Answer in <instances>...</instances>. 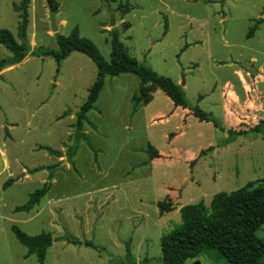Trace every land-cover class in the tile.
<instances>
[{
	"label": "rangeland",
	"instance_id": "1",
	"mask_svg": "<svg viewBox=\"0 0 264 264\" xmlns=\"http://www.w3.org/2000/svg\"><path fill=\"white\" fill-rule=\"evenodd\" d=\"M20 1L0 0V29L10 31L16 39L19 13L13 4ZM55 1L54 12L47 0H35L32 8L29 4L27 35L29 41L36 36L34 52L40 47L56 50V34L69 35L77 27L79 35L92 41L109 62L108 38L117 29L131 57L180 86L183 82L188 104L211 113L220 103L227 81L238 90L241 77L249 81L259 73L264 78V0ZM126 2L133 9L124 16L119 4ZM127 22L129 28L123 31ZM9 55L0 44V59ZM30 57L28 62L0 72V264H109L112 259L101 247L108 232L101 233V199L95 197L104 188L102 195L115 191L117 198L105 219L132 216L134 224H144V217L155 218L160 213L156 203L168 186L182 189V203L202 201L208 206L214 193L264 178L263 134H251L252 145L234 142L222 147L224 137L218 128L192 117L185 121L190 124L187 128L178 110L177 116L168 117L174 106L160 89L151 103L141 107L137 100L140 91L133 88L137 78L130 73L105 78L94 108L87 113L88 121L83 123L88 142L78 141L73 163L67 162L65 155L76 133L75 114L96 78V67L78 52L59 64L52 57ZM256 87L264 93V79ZM159 113L165 118L155 117ZM217 117L214 114L213 119ZM10 125L15 127L8 133ZM181 132L184 134L170 144L167 135ZM148 143L164 153L177 150L182 161L163 156L153 161L146 154ZM208 145L214 151L201 153L199 148ZM42 146L59 155L47 153ZM191 154L199 157L193 168L185 162ZM38 166L53 168L52 187L35 207L36 218L31 219V213L14 212V207L24 204L29 193L48 179L49 170L44 169L21 180L25 177L22 169ZM9 178L18 182L2 189ZM119 206L126 207L122 213ZM180 218L179 213L171 212L160 222L155 219L147 230L123 228L118 235L132 237L133 242L145 236L146 244L138 253L140 264H162L161 236L179 228ZM11 225L31 236L51 234L53 243L43 263L35 255L24 258L27 249L16 240ZM256 236L264 241V224ZM65 237L90 240L97 248L55 240ZM108 250L120 251L113 246ZM138 254L135 259L114 257V263L139 264ZM185 264L229 263L215 250H206Z\"/></svg>",
	"mask_w": 264,
	"mask_h": 264
},
{
	"label": "trees",
	"instance_id": "2",
	"mask_svg": "<svg viewBox=\"0 0 264 264\" xmlns=\"http://www.w3.org/2000/svg\"><path fill=\"white\" fill-rule=\"evenodd\" d=\"M29 4L30 0H21L19 4H13L14 10L19 13L17 39L10 31L0 29V44L5 46L10 53L8 57L0 59V72L6 67L20 63L29 53L39 57H52L59 64L71 53L78 52L87 56L96 67V78L88 89L86 100L75 114L74 128L76 133L74 134V142L66 153L68 161H71L75 154L78 141L88 142L87 137L82 132L83 123L88 121L87 113L94 108L106 77H115L125 73L147 75L152 79L153 85L158 87L175 106L191 110L200 121H211L210 116L198 106L188 104L182 87L172 78L156 73L136 58L131 57L121 42L120 31L117 29L111 30L110 38H108L111 47L109 62L102 57L92 41L79 35L77 27L69 35L56 34V50L40 47L38 51L30 52L27 37ZM47 4L52 12L58 7L55 0H47ZM119 7L124 16L133 9L129 2L119 4ZM128 28V22L124 23L123 31ZM139 98H137L138 101H140ZM41 149L49 154L59 155V152L49 147L42 146ZM44 169L49 170L48 179L41 187L29 193L27 201L16 206L14 212H30L47 195L52 186L51 172L53 168L51 166H38L31 169L30 173ZM13 182L14 179H8L3 184V189L9 187ZM234 211L235 207L232 205L225 209L223 221L187 223L181 229L162 237L160 240L162 264H185L187 260L196 258L206 250H215L229 264H264V241L256 236V231L264 224V199L244 200L237 207L232 218ZM10 230L16 240L27 249L25 258L35 255L39 263L45 261L47 250L53 243L50 233L43 232L31 236L16 225H11ZM59 240H66L73 245L97 248L90 240L81 241L67 237Z\"/></svg>",
	"mask_w": 264,
	"mask_h": 264
},
{
	"label": "crops",
	"instance_id": "3",
	"mask_svg": "<svg viewBox=\"0 0 264 264\" xmlns=\"http://www.w3.org/2000/svg\"><path fill=\"white\" fill-rule=\"evenodd\" d=\"M30 4L32 8L33 5H35V0H30ZM49 34L52 35L51 32H49ZM35 37H36L35 34H33L31 36V41L28 40L29 45H30V52L34 51V44H36ZM32 43H33V46H32ZM30 55H32V53H29L20 63L4 68L2 72L5 73L6 71L10 69L16 66H19L21 63L28 62L31 58ZM71 55L72 53L69 56ZM134 76H136L137 78V80H135L134 82L135 84L133 87L134 91L136 89L140 91V94H141L139 98L140 106L142 105L141 107H145L149 103L152 102L154 98L153 94L156 93V90H158L159 88L153 85L152 79L147 75L139 74V75H134ZM263 79L264 78L259 73H257L254 78L251 77V80L249 81H246L245 79L241 77L239 78L240 85H239L238 90L235 89V86L233 84L227 81L224 85L223 91L221 92V101L220 103L216 104L214 108H212L213 110L211 109L212 113L205 111L199 107L203 112L207 113L210 116L211 121L209 122L200 121L198 118H196L193 115L191 110L184 109L179 106H175L173 102L168 97H166L172 102L174 106L173 111L169 114L168 117L172 118L173 116H177L176 114L178 112L176 113L175 111L178 110L181 112L180 116H181V121L183 123L182 125H185L187 128H189L190 124L188 125L185 124V121L189 117L195 118L198 122L210 124L214 128H218V130L221 132V134L224 137V142L222 144V147H225L229 144H233L234 142L235 144H238L239 146H241L244 143L247 145H252L253 142H252V139L250 138L251 134H255V135L263 134V139H264V93L260 92V90L256 87V83L262 81ZM176 83L178 84V81ZM56 84H58L57 81H56ZM134 91L131 93L132 95L134 94ZM237 110L241 112L237 113L236 112ZM136 112H138V109L137 110L135 109L133 113L135 114ZM214 114L216 117L218 116L217 117L218 120L213 119ZM69 116H70L69 118L72 119L73 114ZM155 117H160L161 119L165 118L164 114H161V113L157 114V116ZM14 127L15 125H10L9 128H7L8 133L9 131L13 130ZM27 130H29V128ZM66 133L64 134V136L66 135ZM181 134H184V133L181 132L178 135L171 133L167 135L169 139V143L170 144L173 143L176 136L178 137ZM20 142L22 143L23 139ZM147 146H148V151L146 150V154H150L151 159L153 161L157 160L160 156H163V158L169 159V160H177L179 162L182 161L180 158V154H176L175 151L177 150L175 149H171L169 153H164L160 151L159 148L155 147V145L151 143H148ZM213 148H214L213 145H208V146L199 148V150L201 151V153L205 154L204 152L206 151L212 150L211 152H213L214 151ZM172 151L174 153L173 155L176 154V156H173L171 154ZM29 153L31 155L34 154V152L30 148H29ZM0 154L3 155V152L1 151ZM73 156L72 157L75 158V154ZM93 157L96 158V155H93ZM186 159L187 160H185V162L191 163V168H193L194 165H196L197 162L199 161L198 160L199 157H196L193 154L189 155ZM66 160L67 162H69L67 157H66ZM24 162L28 163V165L31 164L27 161H24ZM70 162L73 163L72 158ZM30 170L26 171L25 169H22L21 174L22 175L24 174L25 177L22 178L21 180L28 179L30 178L29 175L38 173V172L30 173ZM8 175H11V174L8 173ZM9 179H14V178H9ZM15 182H18V181L14 179V182L11 185H13ZM124 182H127V181H124ZM186 184H189V182H187ZM118 189H120V187H118ZM165 189L166 190H165V194L163 198L161 200H158L156 203L157 208H160L159 209L160 213L158 214L155 213L156 215H158L155 218L150 215L144 217V220H145L144 224H140V223L134 224V222L132 221L133 220L132 216H127L126 218H124L122 215L121 216L118 215L119 217L112 215L109 217V219H105L104 215L107 212V210L110 209L112 206L117 205V202H116L117 198L116 196H113V194L116 195V192L114 191V193L112 192V193L102 195V193H105V188H104L101 190V192H98L99 194H101L100 196L99 194L95 196L96 198L101 199V233L104 231L108 232V234H106L107 236L105 235V240L103 241L104 243L101 245V247L104 249L103 251H105V249L108 251V254H106L108 259L110 260L112 259L109 264H115L114 257H121V256L130 257L131 256L133 257V259H135L137 257L136 255L139 253V249L143 248V246L146 244L145 236H141L140 239H137L134 242H133V239H131L132 237H130L129 239H126L125 238L126 235H122V237L119 238L118 233H120V230H122L123 228H125V230L129 232L132 231V229L133 231L142 232L143 229L147 230L149 228L148 226L150 225L153 226L155 219H157V221L160 222L162 219L166 218V216L171 214V212L179 213L181 216L180 220L182 221L181 226L173 231L165 233L164 235L161 236L162 238L169 233H172L176 230L181 229L187 223H191L195 221H223L225 209L226 208L228 209L232 205L235 207V211L232 215V218H233L236 213L237 207L244 200L264 199V178H258L256 180L248 181L243 186L237 189L228 191V192L226 191L216 192L212 195L208 206H206L202 201L198 203H191V204L182 203V196H181L182 189H179V187L168 186ZM89 193H95V191H92V192L90 191ZM125 193H126V188H124L122 194H125ZM163 206H165L166 208L162 211L161 208ZM35 207L30 212H28L32 214L31 219L36 218V212H34L36 211ZM121 208L123 209L126 207L119 206L120 210ZM123 211L124 209L119 212L122 213ZM114 232L117 234H116V238L113 239L112 235ZM55 240H59V239H55ZM78 246H81V245H78ZM108 246L110 247L113 246L114 248H117L120 251H117V253H111L108 250L110 248ZM106 247H108V249ZM144 254L145 256L147 255L146 252ZM23 256H25V254ZM140 261H141V257H140V254H138L137 263L140 264L142 262Z\"/></svg>",
	"mask_w": 264,
	"mask_h": 264
},
{
	"label": "water",
	"instance_id": "4",
	"mask_svg": "<svg viewBox=\"0 0 264 264\" xmlns=\"http://www.w3.org/2000/svg\"><path fill=\"white\" fill-rule=\"evenodd\" d=\"M113 23V22H112ZM183 85V82L181 83V86Z\"/></svg>",
	"mask_w": 264,
	"mask_h": 264
}]
</instances>
